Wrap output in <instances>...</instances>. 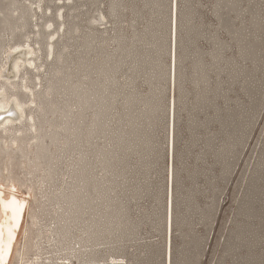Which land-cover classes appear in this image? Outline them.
Masks as SVG:
<instances>
[{"label":"rangeland","instance_id":"1","mask_svg":"<svg viewBox=\"0 0 264 264\" xmlns=\"http://www.w3.org/2000/svg\"><path fill=\"white\" fill-rule=\"evenodd\" d=\"M27 43L7 171L34 236L74 264H264V0H0V62Z\"/></svg>","mask_w":264,"mask_h":264},{"label":"bare ground","instance_id":"2","mask_svg":"<svg viewBox=\"0 0 264 264\" xmlns=\"http://www.w3.org/2000/svg\"><path fill=\"white\" fill-rule=\"evenodd\" d=\"M1 54L0 157L4 156L0 159V264H74L70 255L72 256L71 253L82 248L79 246L76 249L75 245L77 242L72 246L71 242L68 243L67 240H63V237L60 236L57 241H55V238L50 240L48 236L47 239L34 236L35 231L33 229H37L39 226L34 215L30 225L24 224L26 214L28 215L27 210L30 201L29 195L27 197L21 192L20 188L23 186L29 187V184H27L29 172L28 169H25L27 162L22 159L19 169L23 168V171L20 174L16 175L14 173V176H12V174L10 175L11 172L9 173L7 170L9 165L12 166L10 160L14 156V151L20 148L18 142L23 143L24 149L33 147L32 140L35 136L31 134L30 130L35 126V122L29 110H31V105L36 103V100L30 99L29 95L32 94L31 96H33L35 83L30 84V81L23 76V73H28L26 65H34L33 69H37L32 58L35 50L30 43H27L26 46L20 45L16 48L8 46V48L1 50ZM48 54L50 55V52ZM21 71L22 73L20 74ZM35 77L39 78L40 74H35ZM39 85H41L40 82ZM29 114L31 118L28 117ZM30 120L34 122L32 125ZM40 137L43 136L40 135ZM38 146L35 147L39 148ZM21 174L23 177L20 176ZM29 189L27 188L26 190ZM45 228L47 229V227ZM63 242L70 245L69 249L67 253L57 255V251L59 253L60 251H65ZM59 243L60 246L56 247V251L49 249L54 244ZM46 246L49 248L47 249ZM111 262V264H119L115 260Z\"/></svg>","mask_w":264,"mask_h":264}]
</instances>
